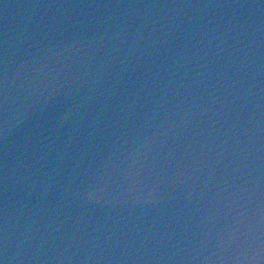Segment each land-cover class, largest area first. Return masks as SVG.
Segmentation results:
<instances>
[{
	"label": "water",
	"instance_id": "1",
	"mask_svg": "<svg viewBox=\"0 0 264 264\" xmlns=\"http://www.w3.org/2000/svg\"><path fill=\"white\" fill-rule=\"evenodd\" d=\"M5 264H264V0H0Z\"/></svg>",
	"mask_w": 264,
	"mask_h": 264
},
{
	"label": "snow or ice",
	"instance_id": "2",
	"mask_svg": "<svg viewBox=\"0 0 264 264\" xmlns=\"http://www.w3.org/2000/svg\"><path fill=\"white\" fill-rule=\"evenodd\" d=\"M0 264H5V261L3 259H0Z\"/></svg>",
	"mask_w": 264,
	"mask_h": 264
}]
</instances>
